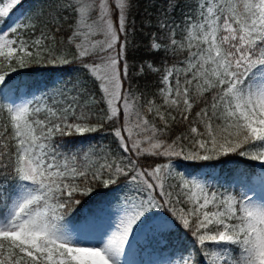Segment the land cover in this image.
I'll list each match as a JSON object with an SVG mask.
<instances>
[{"label":"snow or ice","instance_id":"snow-or-ice-1","mask_svg":"<svg viewBox=\"0 0 264 264\" xmlns=\"http://www.w3.org/2000/svg\"><path fill=\"white\" fill-rule=\"evenodd\" d=\"M20 2L0 0V21ZM132 7L51 0L40 27L0 29V264H121L129 238L156 215L193 239L181 264H264V187L220 191L196 171L230 155L264 168V0H166L155 22H142L155 29L150 51L164 56L139 67L159 73L151 97L126 86ZM69 64L86 74L71 88L19 101L8 88L21 69ZM97 111L117 155L73 139L104 127ZM120 183L131 194L118 229L100 246L74 238L65 217L77 197Z\"/></svg>","mask_w":264,"mask_h":264},{"label":"trees","instance_id":"trees-1","mask_svg":"<svg viewBox=\"0 0 264 264\" xmlns=\"http://www.w3.org/2000/svg\"><path fill=\"white\" fill-rule=\"evenodd\" d=\"M4 1V0H3ZM51 0H24L26 13L24 22L36 24L40 27L47 19L48 5ZM166 7V0H133L130 19L135 21V33L129 36L131 41L127 55L129 65V76L126 86L134 93L144 94L151 97L156 93L159 82V73L145 71L139 72V67L145 61L152 62L160 67L164 61L162 53L156 54L149 49V34L155 31L154 28L142 26V22L149 18L155 22L156 17L162 8ZM86 74L78 64L69 65H40L33 69H21L14 73L8 80V88L17 95L22 88L26 91L36 90L38 92H50L53 88H71L72 83L77 79H85ZM93 123L104 124V127L96 132L89 133L83 137H76L77 146H83L85 150L89 146L96 149L100 156L110 152L118 154L117 142L112 135V124L107 122L103 115L97 111L93 117ZM116 126H119L118 124ZM176 134L183 129L175 128ZM152 159L143 160L144 166L151 165ZM203 167L196 171L206 172V177L212 180L213 186L220 191H229L239 194L250 186L254 177L259 173L258 161H252L236 155L221 157L219 161L202 162ZM189 172L194 171L193 162H185V168ZM95 190L89 197H77L81 204L75 206L65 217L66 225L70 231H74L82 223L90 219H96L109 214L113 210H120L126 195H130V189L123 183L105 188L101 184L94 186ZM160 238H156L158 244L151 245V255H162L169 253L172 256L187 257L193 247V239L184 230L169 229L162 232ZM155 239V237H153ZM165 240L164 244H160ZM153 251L154 253H151ZM152 260V258H151Z\"/></svg>","mask_w":264,"mask_h":264},{"label":"rangeland","instance_id":"rangeland-1","mask_svg":"<svg viewBox=\"0 0 264 264\" xmlns=\"http://www.w3.org/2000/svg\"><path fill=\"white\" fill-rule=\"evenodd\" d=\"M3 2H7V0H4ZM23 5L24 0H21V2L10 11L9 16L0 21V29H6L8 26H14L16 23H25L23 20L25 18L26 6ZM11 92L13 96L17 98V101H19L20 98H24L25 94H28L29 96L32 94L40 96V94L43 93L36 90L26 91L24 88H22L17 95H15L13 90ZM257 166L259 168V173L253 178L250 186L248 187L255 189L256 194L260 195L261 188L264 187V168L261 167L260 162L257 163ZM200 173L205 174L206 172L203 170ZM204 178L213 185L210 178ZM251 194L252 193L250 192L249 195ZM120 218L121 210H113L109 214L102 217L90 219L87 222L82 223L73 231L74 238H81L82 234L85 237L89 233L94 232L95 228L98 226H108L107 230L112 229L114 233L119 227ZM164 223L163 215L152 216L143 224V226L140 227L139 231H134L133 236L129 238L130 243L126 249V252L128 253L127 258H129V262L127 264H181L182 257L172 256L168 252L162 253V255L158 256L154 254H146L150 253V243L151 245H157L158 242L155 241L156 238L159 239V235L162 232L170 229L165 227ZM77 229L81 231L77 232ZM153 237H155V239H153ZM164 243L165 240L160 242V244ZM151 253L154 252L151 251Z\"/></svg>","mask_w":264,"mask_h":264},{"label":"bare ground","instance_id":"bare-ground-1","mask_svg":"<svg viewBox=\"0 0 264 264\" xmlns=\"http://www.w3.org/2000/svg\"><path fill=\"white\" fill-rule=\"evenodd\" d=\"M102 226V225H100ZM108 226H102L95 228L94 232L89 233L85 236L91 243L96 244L97 246L102 245L113 233L112 229L107 230ZM130 243V242H129ZM129 245V244H128ZM125 246V253L121 257V264H127L129 262V258H127L128 253L126 252L127 246Z\"/></svg>","mask_w":264,"mask_h":264}]
</instances>
